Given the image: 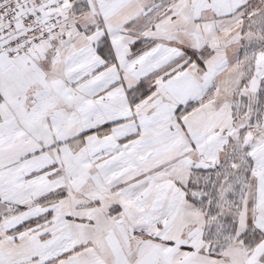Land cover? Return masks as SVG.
<instances>
[{
    "label": "snow or ice",
    "instance_id": "snow-or-ice-1",
    "mask_svg": "<svg viewBox=\"0 0 264 264\" xmlns=\"http://www.w3.org/2000/svg\"><path fill=\"white\" fill-rule=\"evenodd\" d=\"M0 264H264V0H0Z\"/></svg>",
    "mask_w": 264,
    "mask_h": 264
}]
</instances>
